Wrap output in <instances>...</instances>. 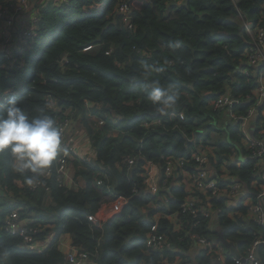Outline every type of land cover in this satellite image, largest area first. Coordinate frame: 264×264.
<instances>
[{
  "label": "trees",
  "instance_id": "trees-1",
  "mask_svg": "<svg viewBox=\"0 0 264 264\" xmlns=\"http://www.w3.org/2000/svg\"><path fill=\"white\" fill-rule=\"evenodd\" d=\"M13 4L0 0L3 10ZM124 5L131 11L129 23L120 11ZM43 10L39 36L30 39L36 33L32 30L29 40L25 31L19 32L23 43L28 40V50L25 46L13 57L0 56V113L15 97L30 118L49 115L59 126L80 117L84 130L96 140V156L85 160L67 155L68 167L73 164L85 180L82 189L58 181V156L46 182L52 199L46 207L33 204L40 196L37 190L14 170L12 157L0 153V248L11 252L9 264H66L59 244L64 235L100 264H161L164 258L193 262L190 249L196 252L194 264H214L213 252L197 248L193 236L219 242L216 246L229 255L226 264H237L232 248L246 258L254 243L264 240V224L252 219L243 203L228 207L210 190L201 191L190 175L200 171L195 159L200 150L210 149L209 169L219 184L231 182L222 178L228 170V177L241 182L264 207V196L258 198L259 191L252 187L256 180L264 184V171L253 159L235 165L231 157L252 155L245 149V134L228 114L224 120L226 111L214 108L219 95L244 96L255 87L256 69L244 62L251 48L246 24L253 31L264 27V0H69ZM87 46L93 49L84 51ZM141 60L163 65L165 71L145 80ZM151 79L178 87L180 102L167 116L158 114L147 98ZM246 107L236 110L244 112ZM170 158L184 164L167 177ZM128 159L136 162L133 171H127ZM152 164L161 181L156 193L145 183V170ZM109 194L125 197L128 203L102 228L96 227L89 217L97 216ZM11 198L20 203L13 205ZM191 198L196 215L185 209ZM206 205L220 209L211 217L213 226L202 214ZM16 209L52 225L36 236L55 233L45 252L24 249L21 236L2 229L8 213ZM158 212L159 232L174 248L152 252L145 241ZM257 258L264 264V244Z\"/></svg>",
  "mask_w": 264,
  "mask_h": 264
},
{
  "label": "built area",
  "instance_id": "built-area-1",
  "mask_svg": "<svg viewBox=\"0 0 264 264\" xmlns=\"http://www.w3.org/2000/svg\"><path fill=\"white\" fill-rule=\"evenodd\" d=\"M21 7L23 9L25 8L24 6ZM122 12L124 14L123 20L129 23L131 20V11L129 6L124 5L122 7ZM6 13H8V11H6ZM37 20L38 21H34L33 27L31 29L29 28L24 32V37L26 39H29V37L32 36V30L36 33L30 39L39 36V33L35 28L38 27L40 18L37 17ZM251 28L252 27L249 24H246L247 33L250 37L249 46L251 48L248 50L246 49V52L244 53V62L247 63L249 67L255 68L257 71V74L255 72V77L257 78L255 87L252 88L251 92L244 96L241 95L239 97H234L231 92H226L222 95H219V97L214 101V108L220 111H226L230 120L238 124L245 134V149L248 152H251L252 155L243 156V154L239 151L240 154L238 156L231 157L235 165H241L242 161L253 159L257 161V165H260V170L264 171V27H259L254 31L253 29L251 30ZM250 30L253 31V34H251ZM92 49L93 46H87L84 48V51H91ZM246 73L248 74V71H246ZM242 104H247L248 107H246L244 112L237 111L236 106ZM65 121L70 124L72 123L70 119H66L59 123L58 126L62 133V146L67 149V154L65 155L61 153L58 160L56 173L60 183H63V178L60 177V174L63 173L65 168L69 169L67 155L69 156L75 153L77 149L76 146L74 148L65 146L67 143L64 142V137H66L69 132L68 129L63 125ZM205 150L206 149L204 148L201 149L200 153L195 157L199 164L200 171L196 174L190 175L197 188L203 192L210 190L214 196L222 198L228 207L233 208L240 203H243V205L249 209L251 218L258 223L264 224V207L262 204L255 199H252L245 190L244 185L241 182L236 181L235 177H228L229 171L226 169H224L225 174H223L222 178L227 179V181L231 180V182L227 186L222 187L219 184L217 177H215V175L209 169V156L211 154V150ZM183 164V161L177 163L173 158H170L166 168V176L172 177L176 167L182 166ZM151 167H154V165L152 164L151 166H148L147 169ZM51 177L52 169L50 167L45 171L44 175L41 176L40 182L29 187L33 191L43 188L48 193H50L51 189L48 187L46 182ZM189 180L190 178L188 177L187 185L190 184ZM99 184H101V182H99ZM252 187L257 188L259 191L257 194L258 198H262L264 196V184L259 186V181L256 180L253 182ZM157 191L152 192L156 193ZM133 192H137V190L135 189ZM212 197L213 196H211L210 199ZM195 204L196 202L194 198L188 199V202L185 204V209L191 210V207ZM191 211L193 214H197L195 210ZM201 211L205 218L211 220L213 215L214 218L216 217L217 213L220 212V209H214L211 205H206V209L202 208ZM161 213L162 212H158L156 219L151 223V228L145 241V246L152 252H161L166 249L174 248L171 242H169L168 238L159 232V218L161 217ZM90 220L96 222V219L91 216ZM213 221L214 219H212L210 222L212 226L215 223H213ZM100 223L101 225L98 226L99 228L102 227V222L100 221ZM47 227L50 228L52 225L36 222L32 219L26 220L22 217L19 211L15 210L5 218L2 229L8 233H11L12 235L21 236L23 238L22 247L24 249L35 253H42L49 248L55 237V233L48 234L42 238L36 237L38 234L43 233ZM193 237L197 238V248H209L213 252L212 260L214 264H226V259H228L229 255L228 253L225 254L218 246H216L219 242L208 241L205 238H198L197 236ZM65 238L66 235L61 236L59 238V244L63 246L66 264H100L97 257L91 252L87 250H80L72 246V243H70V245L64 246ZM260 244H264V240H257L253 247L249 249V255L246 256V258L233 255V260L236 261L237 264H261L260 260L257 258V249ZM190 252L193 254L196 253L193 251V249H190ZM141 264L145 263L142 262ZM161 264H193V262L190 261V259L185 258L179 259L176 262H171L169 258H164Z\"/></svg>",
  "mask_w": 264,
  "mask_h": 264
},
{
  "label": "clouds",
  "instance_id": "clouds-1",
  "mask_svg": "<svg viewBox=\"0 0 264 264\" xmlns=\"http://www.w3.org/2000/svg\"><path fill=\"white\" fill-rule=\"evenodd\" d=\"M179 47V42L175 44ZM141 77L145 80L156 73L165 71L163 65H155L141 60ZM135 83L136 79L132 78ZM148 100L155 111L167 116L177 108L180 93L176 84H161L159 79H151L147 85ZM0 153H8L14 161V170L24 176V182L31 186L40 182V177L67 149L62 146V133L56 120L49 115L29 117L15 97H10L0 113ZM11 252L0 248V264H9Z\"/></svg>",
  "mask_w": 264,
  "mask_h": 264
},
{
  "label": "crops",
  "instance_id": "crops-1",
  "mask_svg": "<svg viewBox=\"0 0 264 264\" xmlns=\"http://www.w3.org/2000/svg\"><path fill=\"white\" fill-rule=\"evenodd\" d=\"M13 3H14L13 7L8 10H3L2 7H0V20L2 21L0 23V56L1 57H3L6 54L9 55L8 58L13 57L15 53H17L21 48L25 46H26L25 50L27 51L29 48L28 40L23 43L22 36L19 35V32L26 31L29 28L31 29L33 27L34 21H38L37 17H39L41 20L42 19L41 14H43L44 12L43 9L46 5L48 6L51 4L53 7L54 6L61 7L64 4L69 3V0H13ZM21 6H24L25 8L23 9ZM6 11H8V13H6ZM256 74H257V71H256ZM224 115H225V118L228 116L227 113H224ZM76 120L80 122L81 128H83L85 136L87 135L90 136L87 133V131L84 130V127L81 123V118L78 117ZM113 135L115 136L118 135V132H114ZM78 140L79 139H77V141ZM83 144L84 145L90 144L91 147L94 148L93 154L92 155L88 154V156L87 155L85 156L84 155L85 151L82 148L84 145H78L76 152H75L76 154L75 156L81 158V154H82L85 157L81 159H85V160L87 159L91 160L92 158H95L96 156L95 145L92 146V144L87 138L84 140ZM69 168H73L72 170H73V173L75 174V181L73 182L71 186L69 185L70 188L82 189L85 186L84 178L81 176H77L76 174L77 170L73 164H70ZM154 172H157L159 174L158 168H154ZM107 196H111V199L109 200L111 201L110 202L111 204L109 202L104 203V205L101 207V209L99 210L96 216L97 219L98 218L101 219L102 227H103V224L107 220L111 219L113 216L120 213L121 210L124 208V206L128 203V199H126L125 197H115L111 194ZM46 197L48 199V202L50 203L52 200L51 197L49 195H46ZM16 210L19 211L21 209H16ZM13 211L15 210L10 211L8 215L12 213ZM22 217L26 220L33 219L31 217L23 216V215ZM66 238H68L66 240L67 242L72 243L71 236L66 235ZM67 245H70V244L67 243L66 246ZM191 257L193 258V264H194V260L196 259V254H193Z\"/></svg>",
  "mask_w": 264,
  "mask_h": 264
},
{
  "label": "rangeland",
  "instance_id": "rangeland-1",
  "mask_svg": "<svg viewBox=\"0 0 264 264\" xmlns=\"http://www.w3.org/2000/svg\"><path fill=\"white\" fill-rule=\"evenodd\" d=\"M103 5V4H101ZM122 11V8L121 10ZM252 30V28H251ZM251 34H253V31H251ZM254 36V35H252ZM226 119V120H225ZM224 120L227 121V117H224ZM63 125L68 129V135H66V137H64V142H66L67 144H65V146L70 147V148H74L75 146L77 147L78 145H84V140L87 138L90 143L92 144V146H94L96 144V140H94L93 138H91L90 136H85L83 128H81V124L79 121L75 122L73 121L71 124L66 122L63 123ZM77 139H79L77 141ZM84 155L88 156L93 154V150L94 148L91 147L90 144H85L83 147ZM89 149V150H88ZM81 154V158H84L85 156ZM135 164L136 162L133 159H128L126 161V166H127V171H133L135 169ZM154 167L148 168L147 170H145V183L148 186V190L150 191H157L158 189H160L161 186V181H159V174L157 172H154ZM73 168H65L63 170V173L60 174V177H62L63 179V183H65V185H72L73 182L75 181V174L73 173ZM8 190L9 187H7ZM11 193H8V195H11ZM37 194H39L40 196H37L35 200H33V204L34 205H41L44 204L46 207L50 206V203L48 202V199L46 197V195H48V192L45 189H38L37 190ZM12 199V203L13 205H18L20 203V201H18L16 198H11ZM106 202H111L109 201L111 199V196H106L105 197ZM105 202V203H106ZM111 204V203H110ZM93 217V216H91ZM96 219V222H94V225L97 227L99 225H101L100 218H96V216L94 217ZM104 225V224H103ZM68 238H66L64 240V246H66L67 243L70 244V242H67Z\"/></svg>",
  "mask_w": 264,
  "mask_h": 264
},
{
  "label": "water",
  "instance_id": "water-1",
  "mask_svg": "<svg viewBox=\"0 0 264 264\" xmlns=\"http://www.w3.org/2000/svg\"><path fill=\"white\" fill-rule=\"evenodd\" d=\"M233 250H232V253L235 255V256H238V257H240V254L236 251V249L235 248H232Z\"/></svg>",
  "mask_w": 264,
  "mask_h": 264
}]
</instances>
